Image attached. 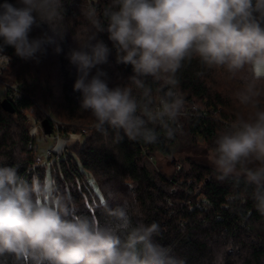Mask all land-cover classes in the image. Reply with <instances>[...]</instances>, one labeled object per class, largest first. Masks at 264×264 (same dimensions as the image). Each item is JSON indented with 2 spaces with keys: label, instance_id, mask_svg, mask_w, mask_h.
<instances>
[{
  "label": "clouds",
  "instance_id": "1",
  "mask_svg": "<svg viewBox=\"0 0 264 264\" xmlns=\"http://www.w3.org/2000/svg\"><path fill=\"white\" fill-rule=\"evenodd\" d=\"M81 14L73 32L78 48L67 59L77 71L79 109L99 131L108 126L122 132L121 139L145 144L173 138L186 114L179 73L193 59L238 81L233 97L240 111L217 136L208 160L218 180L250 187L264 216V0H109L102 10L82 0ZM42 25L53 35L30 37ZM67 28L64 0H3L0 67L9 66L8 47L25 61L39 62L49 46L61 53L55 37ZM98 33H107L116 63L132 67L123 84L110 87L99 67L111 49ZM5 159L0 157V264H186L171 246L156 242L158 223H132L134 193L103 200L101 222L78 213L52 177L29 182ZM112 200L120 202L112 207ZM226 250H214L211 264H224Z\"/></svg>",
  "mask_w": 264,
  "mask_h": 264
},
{
  "label": "trees",
  "instance_id": "2",
  "mask_svg": "<svg viewBox=\"0 0 264 264\" xmlns=\"http://www.w3.org/2000/svg\"><path fill=\"white\" fill-rule=\"evenodd\" d=\"M9 2L16 4L17 0ZM93 2L102 10L109 0ZM81 6L82 0H64L68 28L62 38L55 37L61 53L49 46L47 54L36 62L19 58L11 47L5 49L9 66L0 67V84L14 111H5L0 104V157L6 158L7 165L16 166L29 182L52 177L58 192L75 204L78 213L101 222L105 218L101 197L134 193L132 223H158L161 232L156 242L171 246L173 255L186 264H211L213 251L219 249H227L224 264H264V216L255 209L250 187L220 181L212 167L191 158L184 159L187 167L171 158L174 167L168 174L154 159L157 154L171 156L180 134L213 150L217 136L226 128L223 121H234L240 111L233 97L238 81L193 59L179 73V88L185 106L194 103L205 108L207 117H181L174 137L162 135L156 144L121 139L123 133L108 126L99 131L91 115L79 109L81 93L73 88L77 71L67 59V53L78 48L73 32L81 24ZM44 34L53 35L47 25L34 28L30 37ZM97 39L111 49L108 63L99 66L107 72L109 86L123 84L133 74L131 65L116 63L107 33H98ZM28 114L39 120L48 115L60 121L62 135L81 128L85 132L61 154L46 155L44 162L36 163L37 145L28 132ZM31 142L34 146L29 148ZM196 184H201L198 190ZM119 202L109 201L112 207Z\"/></svg>",
  "mask_w": 264,
  "mask_h": 264
},
{
  "label": "rangeland",
  "instance_id": "3",
  "mask_svg": "<svg viewBox=\"0 0 264 264\" xmlns=\"http://www.w3.org/2000/svg\"><path fill=\"white\" fill-rule=\"evenodd\" d=\"M4 85L0 84V98L4 97ZM41 121L36 119L31 114H28L26 125L28 127L29 135L32 137L35 133L36 128L38 129L36 132L39 134L36 136V145H37V154L36 156L40 157V161L36 163L44 162L46 159L45 149L52 147L58 148L60 150L61 147H69L73 145L79 137L80 133L85 132V128H81V131H71L67 135H62L61 133L51 132L50 134H45L41 127ZM61 123V122H60ZM64 142L63 146L59 145L60 142ZM57 150V149H56ZM212 150L208 149L203 142H193L189 135H182L176 140L174 145V153L171 156H162L155 155L154 159L156 162V166L159 167L160 170L168 174L173 169V165L171 163V158L176 160L183 161L184 167H187V162L184 161L185 158H191L201 164L212 167L209 163L208 157ZM36 158V157H35ZM201 184H196L195 189L198 190Z\"/></svg>",
  "mask_w": 264,
  "mask_h": 264
},
{
  "label": "built area",
  "instance_id": "4",
  "mask_svg": "<svg viewBox=\"0 0 264 264\" xmlns=\"http://www.w3.org/2000/svg\"><path fill=\"white\" fill-rule=\"evenodd\" d=\"M185 115H192V116H196V117H207L208 114V110H206L205 108H200L198 107V105L194 104V103H190L189 105L186 106V114ZM47 117L49 118L51 125H52V132L55 133H60L61 129L63 128V124L60 123V121L56 120L55 118H52L50 116L47 115ZM226 124V127L228 125H230V123H232L233 121H229V120H224L223 121ZM39 127H41L42 129V125H38ZM38 129L36 128L35 133H33L34 135L32 136L36 142V136L39 134L38 132H36ZM81 133L79 134V137L76 141H78L80 139ZM34 145L32 144V142L28 145V147H33ZM66 149V147H62L60 150H56L54 148V145L52 147H49L47 149H45V152L47 155H59L61 154L64 150ZM36 161L39 162L41 159L39 156H36ZM177 167H179V165L177 164Z\"/></svg>",
  "mask_w": 264,
  "mask_h": 264
},
{
  "label": "water",
  "instance_id": "5",
  "mask_svg": "<svg viewBox=\"0 0 264 264\" xmlns=\"http://www.w3.org/2000/svg\"><path fill=\"white\" fill-rule=\"evenodd\" d=\"M0 104L5 111H8L10 113L14 111V107L11 103V100H9L8 98L4 97L3 99H1ZM41 125L42 130L45 134H50L52 132V125L48 117L42 119Z\"/></svg>",
  "mask_w": 264,
  "mask_h": 264
},
{
  "label": "bare ground",
  "instance_id": "6",
  "mask_svg": "<svg viewBox=\"0 0 264 264\" xmlns=\"http://www.w3.org/2000/svg\"><path fill=\"white\" fill-rule=\"evenodd\" d=\"M63 144H64V142H62V141L59 143L60 146H61V145L63 146ZM61 148H62V147H61ZM61 148H60V149H61ZM56 149L58 150L57 147H56Z\"/></svg>",
  "mask_w": 264,
  "mask_h": 264
},
{
  "label": "snow or ice",
  "instance_id": "7",
  "mask_svg": "<svg viewBox=\"0 0 264 264\" xmlns=\"http://www.w3.org/2000/svg\"><path fill=\"white\" fill-rule=\"evenodd\" d=\"M103 201V198L101 197V202Z\"/></svg>",
  "mask_w": 264,
  "mask_h": 264
}]
</instances>
